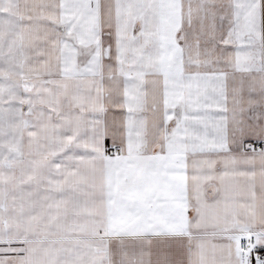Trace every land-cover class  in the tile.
Masks as SVG:
<instances>
[{"label": "snow or ice", "instance_id": "snow-or-ice-1", "mask_svg": "<svg viewBox=\"0 0 264 264\" xmlns=\"http://www.w3.org/2000/svg\"><path fill=\"white\" fill-rule=\"evenodd\" d=\"M0 264H264V0H0Z\"/></svg>", "mask_w": 264, "mask_h": 264}]
</instances>
